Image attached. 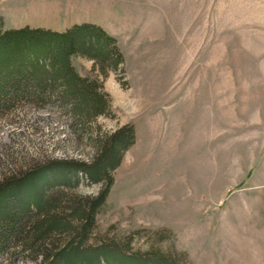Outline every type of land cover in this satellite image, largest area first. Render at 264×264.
I'll return each instance as SVG.
<instances>
[{
  "label": "rangeland",
  "instance_id": "1",
  "mask_svg": "<svg viewBox=\"0 0 264 264\" xmlns=\"http://www.w3.org/2000/svg\"><path fill=\"white\" fill-rule=\"evenodd\" d=\"M0 18L4 30L93 24L123 61L117 71L70 61L106 96L92 132L54 109L1 116L0 174L88 165L99 136L132 127L88 244L128 240L134 252L183 254L182 264H264V0H0ZM99 190L80 173L62 191Z\"/></svg>",
  "mask_w": 264,
  "mask_h": 264
},
{
  "label": "trees",
  "instance_id": "2",
  "mask_svg": "<svg viewBox=\"0 0 264 264\" xmlns=\"http://www.w3.org/2000/svg\"><path fill=\"white\" fill-rule=\"evenodd\" d=\"M74 57L101 70L117 71L123 62L115 39L93 24L63 32L4 30L0 18V117L26 106L54 109L73 116L82 132H92L87 123L106 115L108 103L97 82L74 73ZM133 144V128L123 127L94 141L88 165L55 162L5 169L0 174V264H182L183 254L155 246L134 252L128 240L88 244L113 184L110 175ZM80 173L100 187L95 197L62 191L76 188Z\"/></svg>",
  "mask_w": 264,
  "mask_h": 264
}]
</instances>
